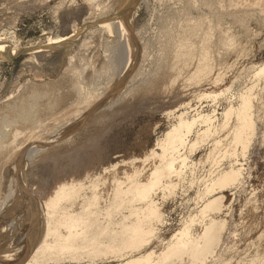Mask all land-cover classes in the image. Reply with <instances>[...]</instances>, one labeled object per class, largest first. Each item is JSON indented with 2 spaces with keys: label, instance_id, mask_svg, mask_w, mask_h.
<instances>
[{
  "label": "rangeland",
  "instance_id": "374dc122",
  "mask_svg": "<svg viewBox=\"0 0 264 264\" xmlns=\"http://www.w3.org/2000/svg\"><path fill=\"white\" fill-rule=\"evenodd\" d=\"M205 33L211 48L204 69L198 57ZM182 38L195 42L198 54L178 58L175 41ZM180 114L197 117L186 146L178 148L187 156L184 166L175 163L183 175L173 165L174 172L163 173L170 178L160 173L150 190L144 187L163 214L150 220L153 231L145 226L123 245L107 244L105 251L103 244L96 254L64 252L49 264L264 263V0H0V237L12 222L39 235L53 209L52 188L69 181L67 174L78 179L79 170L70 171L46 185L55 160L63 155L59 161L65 162L93 138L105 144L98 146L101 154L97 147L102 159L81 168L78 180L112 187L115 174L139 171L137 178L147 181L161 159L157 143ZM99 115H110L100 131L93 125ZM204 118H212L211 128ZM63 145L65 151L74 147L64 155ZM41 161L50 162L48 170ZM136 191L127 192L123 210L110 207L106 217L113 221L107 222L113 225L121 212L130 214V205L145 202ZM211 219L218 230L201 249Z\"/></svg>",
  "mask_w": 264,
  "mask_h": 264
},
{
  "label": "bare ground",
  "instance_id": "6f19581e",
  "mask_svg": "<svg viewBox=\"0 0 264 264\" xmlns=\"http://www.w3.org/2000/svg\"><path fill=\"white\" fill-rule=\"evenodd\" d=\"M254 3V2H253ZM184 32V31H183ZM206 32V31H205ZM171 33H173V32H171ZM185 33V32H184ZM184 33H183V35H184ZM204 33V32H203ZM209 33V32H208ZM208 33H205V34H203V35H201L202 37H200V38H202V42L200 41V43H202V45L200 46V48H199V61H198V67L199 68H207L208 66H209V59H208V54H209V48H211V47H208V41H209V36L207 35ZM172 35V34H171ZM186 35V34H185ZM188 35V34H187ZM186 35V36H187ZM210 35V34H209ZM189 38V37H188ZM187 39V38H186ZM184 40L183 38H182V40H177L176 39V41L175 42H177V41H180V43H178V44H176L175 43V46L177 45V47H176V54H177V56H178V58H179V55H182V57L184 56V58H188V57H190L191 58V56H193V53H194V49L196 48L195 46V48L193 47V45H194V43L195 42H192V44H191V40L189 41H187V40ZM191 39V38H190ZM172 40V41H173ZM184 40V41H183ZM201 40V39H200ZM193 41V40H192ZM171 42V41H170ZM174 43V42H173ZM165 44H167V43H165ZM171 44V43H170ZM196 45V44H195ZM199 46V45H198ZM174 47V46H173ZM175 48V47H174ZM170 49V48H169ZM172 49V48H171ZM198 49V48H197ZM174 52V51H173ZM172 52V53H173ZM195 52H196V50H195ZM197 52H198V50H197ZM173 54L174 56H176V54ZM194 54H198V53H194ZM211 54V53H210ZM174 58V57H173ZM180 58H181V56H180ZM194 58H196V57H194ZM176 59V58H175ZM182 59V58H181ZM182 60H185V62H186V59H182ZM179 61H180V59H179ZM172 62V61H171ZM183 62V61H182ZM188 62V61H187ZM186 62V63H187ZM171 64V63H170ZM178 64H179V62H178ZM183 64V63H182ZM211 65V64H210ZM180 67V66H179ZM174 68V67H173ZM204 68V69H205ZM179 69V68H178ZM203 70V69H202ZM207 72V71H206ZM74 80V79H73ZM66 81V80H65ZM68 81V80H67ZM62 83V82H61ZM69 83V82H68ZM65 84V83H64ZM70 86V85H69ZM51 90V89H50ZM52 92V91H51ZM50 92V93H51ZM55 92V91H54ZM50 95V94H49ZM40 97V96H39ZM53 97V96H52ZM41 99V98H40ZM52 99V98H51ZM22 100V99H21ZM26 100V99H25ZM30 100V99H29ZM62 101H63V99H62ZM66 101V100H65ZM22 102V101H21ZM22 103H24V101L22 102ZM27 103V102H26ZM16 104H18V103H16ZM24 105V104H23ZM145 105V104H144ZM22 106V105H21ZM26 107H27V105H25ZM10 107V106H9ZM14 107V106H13ZM12 107V108H13ZM16 107V106H15ZM18 107V106H17ZM37 107V106H36ZM141 107V106H140ZM20 108V107H19ZM31 108V107H30ZM42 108V107H41ZM15 109V108H14ZM38 109V108H37ZM140 109V108H139ZM22 110V109H21ZM27 110V109H26ZM32 109H30L29 111H31ZM14 111V110H13ZM28 111V110H27ZM102 112V111H101ZM115 112V111H114ZM104 113V112H103ZM103 113H101V114H103ZM8 114V113H7ZM27 114V113H26ZM25 114V115H26ZM9 115H10V113H9ZM9 115H8V117H9ZM58 115V114H57ZM96 115V114H95ZM105 115H106V113H105ZM104 115V116H105ZM199 115V114H198ZM31 116V115H30ZM33 116V115H32ZM100 116V115H99ZM104 116H100V117H98L97 119H96V117H95V119L96 120H94V123H93V125H95L96 127H97V130H101V127H102V125L105 123L103 120H104ZM110 116V115H109ZM109 116H105V117H107L108 119H109ZM202 117V115H199L198 117ZM206 116V115H205ZM204 116V117H205ZM18 117V116H17ZM20 117H21V115H20ZM25 117V116H24ZM113 117V116H112ZM181 117V114L179 115V118ZM200 117V118H201ZM244 117V116H243ZM10 118V117H9ZM26 118H27V115H26ZM206 118H208V117H206ZM241 118H242V116H241ZM33 119V118H32ZM47 119V118H46ZM103 119V120H102ZM196 119H197V117H194L193 119H191V120H184L182 117H181V119L178 121V123L177 124H174L171 128H170V130H168L166 133H165V135H164V137L161 139V140H159V142L157 143L158 145H161V147L163 148L162 149V153H161V159H160V162H159V164H157V165H155L154 167H153V169H152V172L150 173V177L148 178V180L147 181H145V180H143V182H142V180H140L139 178H137V176L139 177V174H140V172L139 171H135V172H137L138 173V175L136 176V174L137 173H135V174H129V172L127 173V171L126 172H121L122 174H124V178H123V176H118L117 174H115L114 175V177H113V182H112V184L114 185H112V187L111 186H105V187H100L101 185H98L99 183H97V184H95L94 182L95 181H93V180H89V179H87V181L89 182V184L86 182L85 183V181L83 182V181H80V180H78L79 179V176H81L82 175V169H84V166H91V162H93L94 160L96 161V157H98L97 158V160L98 159H102V157H100V155L98 154V153H102V151H101V149H103L102 148V146H104V145H102V146H99V144L97 143V139L96 138H93L91 141H89V143H88V141H86V143L87 144H85L84 145V143L82 144V142L84 141V140H80V141H82L81 143L80 142H78L79 143V145L80 144H82L81 145V147L79 146V150L78 151H76V153H75V151H73L72 149H73V147H74V145H73V147L71 148V147H69L68 145V147L66 148V151H68L67 149L68 148H71L70 150H72V152L74 153L73 155H70V156H68V157H65L64 158V160H65V162L64 161H62V162H60L61 161V158H63V155L60 153V150H58L59 151V155L61 154L62 155V157L59 159V160H55V158L58 156V154H55V155H57V156H55V158L54 159H52V160H55V161H57L58 163H59V165H58V163L57 164H51V166L53 165L54 167H50L51 168V171H52V174H51V176H52V178H50V177H48L49 179H51V180H49L48 181V183H45V181H44V183L47 185V184H49V182L50 181H52V180H54V178L55 177H57V176H63V174L65 175L66 173H68V172H70V171H72V173H73V171H75L76 172V170H79L80 171V169H81V171L79 172H77V177H78V181L76 180V181H74L73 179H71L72 177H73V175H71L70 176V174H67V175H69V177H71V178H69L68 176L66 177V176H64V177H66V178H68L69 179V181L68 180H66V182H59L60 180H58L59 179V177L56 179L55 178V180H54V182L56 181V182H59V184L57 185V184H55V188H52L53 189V191H52V195L50 196V198H48L47 200H48V204H52V206H51V208H53L52 210L50 209V211H48L47 212V210H46V212H47V214L45 213V215H47V219L44 217V219H46V221H44V229H42L41 231H40V233H39V235H37V233L35 234L34 232H33V229H34V227H33V229L32 228H29L30 230H27V232H26V227H25V231H21L22 230V228H23V224H22V222L20 223V224H15L14 222H12V224H9L10 226H11V230L9 231V233H8V235H6L5 237H0V264H49V262L50 261H52V259L54 260V259H56L55 257H57V258H61L60 257V254L62 253V254H64V252H69V253H73L74 255L75 254H77V253H74V251H78V250H80L81 252H82V250H84V249H88V251H87V253L89 252V253H91L92 254V252L93 253H95V251H100L99 250V248L100 247H102L101 248V252H102V249L104 248L103 247V244H108V245H110L109 247H111V245H117V244H121V245H123L124 244V242L125 243H127L128 241H130V239L129 238H131L130 236H135L136 234L135 233H140L139 231H141L142 229H144V230H142L143 232H145V226L147 227H149V224H150V222L152 221V220H155V218H156V220H158V219H160V218H158L159 216L160 217H162L161 215H163L162 214V212H161V209H160V207H159V203H158V201L156 200V199H154L155 197H153V195H150V197L149 198H146L145 196H146V194H147V192L146 191H148L147 190V188H144V187H148V189H149V186L150 185H152V184H150V182H152L154 179H156L157 178V176H159V174L162 176H164L165 177V175L166 174H163V173H166V171H168V169H169V171L171 170L172 172H174V170H173V165H175V163L176 162H183L184 161V163H185V161L187 160V159H185L187 156H183V154L182 153H184L182 150H183V145L184 146H186V142H187V140H188V137H187V134H189V133H191V131H188L189 129H191L192 128V125H193V123L196 121ZM199 119V118H198ZM205 119V118H204ZM212 119V118H211ZM210 118L209 119H205V122L204 123H207L208 124V126H207V128L209 129V128H211V125L210 124H212L213 122V120H211ZM244 119V118H243ZM110 120V119H109ZM17 121H18V119H17ZM27 121V120H26ZM202 121H204V120H202ZM201 121V122H202ZM13 122V121H12ZM24 122V121H23ZM26 124H27V122H25ZM30 123V122H29ZM38 123V122H37ZM110 123V122H109ZM109 123H107L106 122V127H108L107 125L109 124ZM18 124V123H17ZM24 124V123H23ZM32 124V123H31ZM111 124V123H110ZM89 125V124H88ZM92 125V126H93ZM206 125V124H205ZM25 126V125H24ZM29 126V125H28ZM27 126V127H28ZM33 126H35V125H33ZM94 126V127H95ZM15 127H17V126H15ZM22 127V126H21ZM30 127V126H29ZM32 127V126H31ZM24 128H26V127H24ZM103 128V127H102ZM109 128V127H108ZM110 128H111V125H110ZM206 128V129H207ZM17 129V128H16ZM16 129H15V131H16ZM23 129V128H22ZM113 129V128H112ZM185 129H187V130H185ZM207 129V130H208ZM2 130V129H1ZM5 130V129H4ZM104 130V129H103ZM7 131V130H6ZM14 130H12V132H13ZM187 131L189 132V133H187ZM11 132V133H12ZM19 132V131H18ZM88 132V131H87ZM94 132V131H93ZM92 132V133H93ZM95 132H97L96 131V129H95ZM106 132V131H105ZM110 132V131H109ZM15 133V134H14ZM13 134L16 136L17 135V133L16 132H14ZM84 133H86V132H84ZM104 132H102V134L101 135H103L104 136V134H103ZM0 134H2V132L0 133ZM10 134V133H9ZM12 134V135H13ZM87 134H89V132L87 133ZM86 134V135H87ZM94 135H95V133H93ZM92 134V135H93ZM96 134H98L99 135V132L98 133H96ZM106 134V133H105ZM7 135V134H6ZM84 135V134H83ZM81 136L82 138H84L86 135H84V136ZM1 136V135H0ZM19 136V135H18ZM88 136H90V135H88ZM88 136H86L85 138H87ZM238 136H240V135H238ZM9 137H10V135H9ZM17 137V136H16ZM95 137V136H94ZM97 137V136H96ZM99 137H100V135H99ZM12 138H13V136H12ZM89 138V137H88ZM110 138V137H109ZM239 138H241V137H239ZM9 139V138H8ZM96 139V140H95ZM98 139H100V138H98ZM102 139V138H101ZM101 139L99 140L100 142H101ZM105 139V138H104ZM107 139V138H106ZM7 140V139H6ZM14 140V139H13ZM12 140V141H13ZM85 140H88V139H85ZM103 140V139H102ZM5 141V140H4ZM98 141V142H99ZM7 142V141H6ZM10 142L8 141V144H9ZM78 143L76 144V146H78ZM2 144H4V143H2ZM11 144V143H10ZM12 144H13V142H12ZM16 145V144H15ZM5 146V145H4ZM13 146V145H12ZM12 146H11V148H12ZM57 146V145H56ZM64 146V145H63ZM71 146V145H70ZM101 148H99V147ZM180 146H182L181 148H182V153H180L181 151L180 150H178V148H180ZM7 147V146H6ZM9 147H10V145H9ZM66 146H64V147H60V148H62V151L64 152V155H65V153H66V151H65V149L63 150V148H65ZM97 147L100 149V150H98V153H97ZM156 147V146H155ZM75 148H78V147H75ZM5 149V148H4ZM59 149V148H58ZM109 149V148H108ZM9 150V149H8ZM56 150V149H55ZM177 150L179 151V152H177ZM100 151V152H99ZM2 152V151H1ZM10 152V151H9ZM11 152H14V151H11ZM69 152H71V151H69ZM69 152H68V154H69ZM4 153V152H3ZM53 153H56V151H54ZM100 153V154H101ZM106 153V152H105ZM176 153H178V154H176ZM46 154H47V152H46ZM51 154V153H50ZM96 154H97V156H96ZM158 154V153H157ZM6 155V154H5ZM14 155V154H13ZM48 155V154H47ZM47 155L46 156H44V160L46 161V159L48 158L47 157ZM185 155V154H184ZM2 156V155H1ZM6 156H9L8 154L6 155ZM5 156V157H6ZM11 156H12V154H11ZM15 156V155H14ZM52 156H53V154H52ZM51 156V157H52ZM42 157H43V155H42ZM41 157V158H42ZM47 157V158H46ZM100 157V158H99ZM0 158H2V157H0ZM13 158V157H12ZM46 158V159H45ZM141 158V157H140ZM9 159H10V157H9ZM50 159V158H49ZM48 159V160H49ZM185 159V160H184ZM14 160V159H13ZM47 160V161H48ZM51 160V159H50ZM49 160V161H50ZM50 161V162H52V163H54L53 161ZM63 160V159H62ZM93 160V161H92ZM125 160V159H124ZM136 160V159H135ZM4 161V160H3ZM44 161V162H45ZM94 161V162H95ZM42 162V161H41ZM44 162H42V163H44ZM50 162L48 163L49 165H46L45 163H44V165H45V167H43V169H42V171L44 170V168L46 169V166H50ZM63 162L66 164H63ZM136 162V161H135ZM178 162V163H179ZM1 163H2V161H1ZM0 163V164H1ZM7 163V162H6ZM177 163V164H178ZM181 163H179V165L181 164ZM184 163H182L180 166H184ZM187 163V162H186ZM5 164V163H4ZM63 164V165H62ZM95 164V163H94ZM142 164V163H141ZM61 166V167H57V166ZM93 165V164H92ZM88 166H87V168H88ZM89 166V167H90ZM176 166V167H175ZM174 166V168H176V172L178 171V167H180V166H177V165H175ZM92 167V166H91ZM36 168V167H35ZM47 168H49V167H47ZM58 168H60V169H58ZM62 168V169H61ZM86 168V167H85ZM85 169V170H88V169ZM129 168V167H128ZM143 168V167H142ZM182 168V167H181ZM180 168V169H181ZM4 169V168H3ZM37 169V168H36ZM108 169V168H107ZM115 169H116V167H115ZM179 169V170H180ZM34 170V169H33ZM46 170H48V169H46ZM138 170V169H137ZM163 170L165 171V172H163ZM37 171V170H36ZM168 171V172H169ZM170 171V172H171ZM38 172V171H37ZM49 172H50V169H49ZM169 172V173H170ZM171 172V173H172ZM227 172H230V171H227ZM233 173L235 172V170H233L232 171ZM41 173V172H40ZM48 173V172H47ZM51 173V172H50ZM81 174V175H79V174ZM89 172H87L86 174L87 175H89L88 174ZM169 173H167V175H166V177L167 176H169V178L172 176V174H169ZM179 173L181 174V176L183 175L182 173H181V171L179 172L178 171V177H180V175H179ZM233 173L232 174H230V179L232 180V178L231 177H233V176H231V175H233ZM1 174V173H0ZM76 174V173H75ZM84 174V173H83ZM94 174V173H93ZM169 174V175H168ZM224 174H225V172H224ZM223 174V175H224ZM95 175V174H94ZM93 175V176H94ZM97 175V174H96ZM135 175V176H134ZM156 175V176H155ZM222 174H221V176H223ZM235 175V174H234ZM0 176H2V175H0ZM4 176V175H3ZM40 176V175H39ZM42 176V175H41ZM48 176V175H47ZM84 176H86V175H84ZM83 176V177H84ZM91 176H92V173H91ZM160 176V177H161ZM228 176V175H227ZM227 176H225V177H227ZM130 179V178H134L132 181V184H130V185H128L127 184V186H126V183H125V186L126 187H124V185H122L124 182L122 181V179ZM224 177V178H225ZM6 178V177H5ZM47 178V179H48ZM76 178V177H75ZM74 178V179H75ZM85 178V177H84ZM88 178H90V177H88ZM92 178V177H91ZM93 178H95V177H93ZM98 178V177H97ZM137 178V179H136ZM168 178V177H167ZM228 178V177H227ZM7 179V178H6ZM33 179V178H32ZM65 179V178H64ZM63 179V180H64ZM80 179H83L82 177L80 178ZM226 179V178H225ZM0 180H1V178H0ZM3 180H4V178H3ZM62 180V179H61ZM84 180V179H83ZM95 180H96V178H95ZM157 180V179H156ZM156 180H154V182L153 183H155V181ZM158 180H160V178H158ZM168 180H170L171 181V179H168ZM168 180H166V181H168ZM6 181V180H5ZM104 181V180H103ZM145 181V182H144ZM161 181V180H160ZM225 181V180H224ZM47 182V181H46ZM53 182V181H52ZM55 182V183H56ZM156 182H158V181H156ZM174 182V181H173ZM173 182H168V183H171V185H173L174 186V184H173ZM226 182V181H225ZM39 183V182H38ZM129 183V182H128ZM160 183V182H159ZM162 183V182H161ZM221 183V182H220ZM146 184H148V185H146ZM213 184V183H212ZM5 185V184H4ZM50 185V184H49ZM48 185V186H49ZM52 185H54V184H52ZM110 185V184H109ZM7 186V185H6ZM0 187H1V185H0ZM5 187V186H4ZM52 187H54V186H52ZM2 188V187H1ZM45 188V187H44ZM112 188V189H111ZM140 188H141V190H140ZM133 189H135V190H140V191H138V193L140 194H138V196H140V197H138L140 200H142V199H145V202H142V203H140V204H142L141 206L140 205H136L135 206V204H133V205H130L128 208H129V212H130V216L128 215V213L127 214H124V212H121V211H119V213L121 214V215H118V217L119 216H121L120 217V219L118 220L117 219V221L118 222H116V220H115V223L114 224H119V225H116L114 228H113V226H114V224L112 225L111 223V221H113V219H112V217H111V215H110V219L108 218V217H106V216H108L107 215V213L108 212H110L111 210H114L115 208H119L120 207V210L122 209L121 207H123L124 208V206H125V208L128 206V205H126V204H124V200H125V195L127 194V192H129L130 190H133ZM144 189V190H143ZM0 190H2V189H0ZM41 190H42V188H41ZM150 190V189H149ZM211 190V189H210ZM209 190V191H210ZM46 191H48V194H51V193H49V190H48V188H47V190ZM46 191L44 192V193H46ZM50 191V192H51ZM136 191V192H137ZM135 192V193H136ZM43 193V192H42ZM47 194V193H46ZM45 194V195H46ZM47 194V195H48ZM46 195V196H47ZM148 195H149V193H148ZM133 197V196H132ZM137 198V200H139ZM61 199H65L66 200V202H62L61 203ZM64 200V201H65ZM130 200V199H129ZM46 201V200H45ZM136 202V201H135ZM44 203V202H43ZM46 203H47V201H46ZM46 203H45V205H46ZM138 203V202H137ZM48 204H47V206H48ZM50 204V205H51ZM122 204H124V205H122ZM25 205V204H24ZM43 205V204H42ZM10 206V205H9ZM46 206V207H47ZM112 206V207H111ZM24 207V206H23ZM32 207V206H31ZM50 207V206H49ZM114 208V209H111V208ZM162 207V206H161ZM13 208V207H12ZM43 208V207H42ZM27 209L28 208H26L25 210H24V212H26L27 211ZM30 209V208H29ZM40 209H41V207H40ZM8 210V209H7ZM6 210V211H7ZM123 210V209H122ZM8 212V211H7ZM6 212V213H7ZM44 212V211H43ZM9 213H10V210H9ZM34 214V213H33ZM105 214V215H104ZM5 215V214H4ZM36 215V214H35ZM104 215V216H103ZM133 215H136L135 216V218H130L131 216H133ZM3 217H7V215L6 216H3ZM105 217H106V220H105ZM38 218H39V215H38ZM117 218V217H116ZM128 218H130V219H133V221H132V223L130 222V220L128 219ZM151 218H153V219H151ZM158 218V219H157ZM111 222V223H109V222H107L108 220ZM127 219L129 220V223H128V221H127ZM40 220V219H39ZM151 220V221H150ZM24 222H25V220H24ZM153 222V221H152ZM25 224V223H24ZM39 224H40V221H39ZM152 224V223H151ZM206 225H204V231L205 232H207V233H209L208 235H209V237H208V239L206 240V243L204 244V246L203 247H201V249H203L207 244H208V242L214 237V235H215V233H217L215 230L217 229V227L216 228H214V226H215V224H216V222H215V220L214 219H211L210 220V222L208 223H205ZM8 225V226H9ZM28 225V224H27ZM108 225L110 226V228L108 227ZM154 225V224H153ZM153 225H151L152 227L151 228H153ZM216 225H218V224H216ZM9 226V227H10ZM118 226V227H117ZM4 227V226H3ZM37 227V226H36ZM147 227V230L146 231H148L149 229H151V228H148ZM5 228V227H4ZM39 229H41V227H39ZM38 229V230H39ZM154 229V228H153ZM152 230V229H151ZM150 230V231H151ZM218 230V229H217ZM153 231V230H152ZM4 232V231H3ZM11 232V233H10ZM37 232V231H36ZM215 232V233H214ZM2 233V232H1ZM19 233V234H18ZM137 233V234H138ZM34 234L35 235H37L38 236V238L36 237V238H33V236H34ZM2 235V234H1ZM128 236V238L126 237V236ZM217 235V234H216ZM120 236V237H119ZM126 237V238H125ZM202 237V236H201ZM216 238V237H215ZM127 239H129L128 241H127ZM131 239H133V238H131ZM217 240V239H216ZM215 240V241H216ZM121 241V242H120ZM214 241V240H213ZM212 240H211V242H213ZM120 242V243H119ZM135 242V241H134ZM177 244V243H176ZM108 245L105 247V251H106V248L108 247ZM174 245V244H173ZM215 245V244H214ZM105 246V245H104ZM119 246V245H118ZM117 246V247H118ZM142 246V245H141ZM115 247V246H114ZM121 247V246H120ZM192 247V246H191ZM209 247H212V244H210V246ZM170 248V247H169ZM179 248V247H178ZM208 247H205V249H207ZM109 249V248H108ZM117 249V248H116ZM175 249H176V247H175ZM104 250V249H103ZM168 250V249H167ZM174 250V249H173ZM196 250V249H195ZM194 250V251H195ZM204 252H205V250H203ZM83 253H84V251H83ZM83 253H80V254H78V256L79 255H81V254H83ZM105 253V252H104ZM57 254L59 255V257L57 256ZM96 254V253H95ZM196 254V253H195ZM67 255V254H66ZM84 255V254H83ZM73 256V255H72ZM71 256V257H72ZM77 256V255H76ZM82 256V255H81ZM69 257H70V255H69ZM80 257V256H79ZM78 257V258H79ZM193 257V256H192ZM73 259H74V257H72ZM71 258V259H72ZM76 258V257H75ZM145 258V257H144ZM148 258V257H147ZM68 259H70V258H68ZM58 260V259H57ZM130 260V259H129ZM56 261V260H55ZM261 261V260H260ZM127 262H129V261H127ZM131 263V262H130ZM124 264H127V263H125L124 262ZM129 264V263H128ZM132 264V263H131ZM134 264V263H133ZM262 264H264V263H262Z\"/></svg>",
  "mask_w": 264,
  "mask_h": 264
}]
</instances>
